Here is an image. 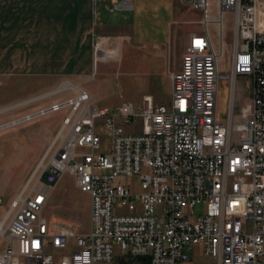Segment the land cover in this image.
<instances>
[{"label": "built area", "instance_id": "obj_1", "mask_svg": "<svg viewBox=\"0 0 264 264\" xmlns=\"http://www.w3.org/2000/svg\"><path fill=\"white\" fill-rule=\"evenodd\" d=\"M182 1L201 12L202 31L190 35L181 68L170 75L167 102L144 95L139 104L97 107L75 88L74 97L9 122L67 110L0 217V264H114L122 255L195 264L196 247L209 264H264V0ZM129 7L130 0H120L113 9ZM229 14L225 75L220 65ZM223 79L230 96L237 79L249 94L238 113L231 107L224 119L218 112ZM61 85L56 93L72 88ZM64 173L89 196L86 233L48 224L42 215ZM133 178L137 190L119 181Z\"/></svg>", "mask_w": 264, "mask_h": 264}, {"label": "crops", "instance_id": "obj_2", "mask_svg": "<svg viewBox=\"0 0 264 264\" xmlns=\"http://www.w3.org/2000/svg\"><path fill=\"white\" fill-rule=\"evenodd\" d=\"M119 1L0 0V79L19 75L35 78L38 80L35 90L42 91L37 95L56 94L58 88L64 87L61 85L64 82L70 84L69 90L74 92L75 88L85 90L83 84L95 74L115 73V61L120 57L121 63L125 53L138 51L144 58L150 56L142 53L141 47L148 43L145 16L155 8L176 14L172 22H168L165 39L159 45L154 44L159 47L158 56L163 62L166 58L163 48L178 42L185 48L190 35L202 31L195 27L196 23H201L195 18L196 12H201L182 0H130L129 8L113 9L114 3ZM95 43L98 44L95 46ZM181 60L179 66H174L180 69ZM141 73L148 75V79L140 101L144 95L153 97L158 93L153 81L160 75L150 68ZM85 91L91 99L90 93ZM92 98L96 104L97 99ZM55 102L43 104L50 106ZM26 113L20 114L28 115Z\"/></svg>", "mask_w": 264, "mask_h": 264}, {"label": "rangeland", "instance_id": "obj_3", "mask_svg": "<svg viewBox=\"0 0 264 264\" xmlns=\"http://www.w3.org/2000/svg\"><path fill=\"white\" fill-rule=\"evenodd\" d=\"M167 10L165 8H155L145 16L148 38L146 40L148 43L146 46L141 47V52L150 56L144 58L140 56L138 51L125 53L121 63L120 57L116 59L115 73L102 74V72H99L83 84V88L97 99L95 101L97 107H112L122 102L138 104L142 92L146 90L148 79V75L141 72L148 71L149 68L153 73L160 74L153 81L158 92L155 96L153 95L155 102L164 103L169 100L170 75L179 69L177 66L180 65L181 55L185 48L178 42L176 45L169 46L166 49L163 48L162 52L166 56L165 62L158 56L159 47H155L154 44L159 45L165 39L169 28L168 22L171 23L176 16V14L173 16L171 11ZM212 11L214 12V7ZM196 13L195 18L197 21L202 20V14ZM196 24L195 27H199V31H201L202 24ZM210 30L215 34L213 26L210 27ZM224 32L226 55L220 65V70L228 75L230 73L229 47L233 35L230 14L224 17ZM174 64L177 66L175 67ZM163 70L165 71L164 75H161ZM37 81L35 78H20V75L0 79V110L5 109L4 111H6V109L15 105L18 108L20 107L17 110L3 111L4 113L0 114V197L3 201L0 206V217L4 215L11 201L17 196L24 182L41 160L47 146L60 127L67 110L52 112L17 124H10L9 122L25 116L20 114L22 111H27L26 114H29L48 108L49 106H46L43 102L51 100L60 102L66 100L67 97L72 98L76 95L73 90L69 89L56 94L37 95L42 93V91L34 88ZM243 85L244 80L237 79L235 82L236 93L230 96L229 80L223 79L219 82L218 112L222 119L226 117L227 111L231 107L238 113L243 101L249 97L247 91L242 87ZM92 97L91 101L94 102ZM20 100L23 101L19 102ZM1 124L5 125L1 126ZM126 131L131 132L132 129L128 127ZM103 139L105 143L108 141L105 137ZM119 181L122 183L131 182L134 185V190H137L134 178L120 179ZM89 211V196L78 190L73 176L64 173L61 180L52 189L42 215L48 224L72 225L76 227L77 233L83 234L90 229ZM194 214H200L199 207L195 208ZM4 243L5 239L0 237V251L3 249ZM64 253L61 252V254ZM192 255L196 258L195 264H209V260L201 254L199 247L193 250Z\"/></svg>", "mask_w": 264, "mask_h": 264}, {"label": "trees", "instance_id": "obj_4", "mask_svg": "<svg viewBox=\"0 0 264 264\" xmlns=\"http://www.w3.org/2000/svg\"><path fill=\"white\" fill-rule=\"evenodd\" d=\"M114 264H151V259L149 256L130 257L127 255H122L116 258Z\"/></svg>", "mask_w": 264, "mask_h": 264}, {"label": "bare ground", "instance_id": "obj_5", "mask_svg": "<svg viewBox=\"0 0 264 264\" xmlns=\"http://www.w3.org/2000/svg\"><path fill=\"white\" fill-rule=\"evenodd\" d=\"M62 86H63V85H62ZM61 88H62V87H61ZM61 88H60V89H61ZM2 113H3V112H2ZM26 120H27V119H26ZM0 129H1V128H0ZM0 226H1V223H0Z\"/></svg>", "mask_w": 264, "mask_h": 264}]
</instances>
